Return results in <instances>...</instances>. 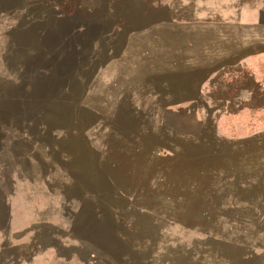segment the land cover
<instances>
[{
	"label": "rangeland",
	"instance_id": "rangeland-1",
	"mask_svg": "<svg viewBox=\"0 0 264 264\" xmlns=\"http://www.w3.org/2000/svg\"><path fill=\"white\" fill-rule=\"evenodd\" d=\"M263 203L264 0H0V264H264Z\"/></svg>",
	"mask_w": 264,
	"mask_h": 264
},
{
	"label": "trees",
	"instance_id": "trees-1",
	"mask_svg": "<svg viewBox=\"0 0 264 264\" xmlns=\"http://www.w3.org/2000/svg\"><path fill=\"white\" fill-rule=\"evenodd\" d=\"M200 19V18H199ZM198 20V19H197ZM201 20H203V19H200V21ZM244 58V56H243V54H238L237 56H235V58H234V60H232V61H230V62H227L226 64H224L223 66H221L220 68H214V69H210V70H208V72L207 73H205L204 74V76H205V79L202 81V83H199L198 84V86L200 85V87H203V86H206V85H209L208 84V82H209V79H210V77H211V75L213 74V73H216V72H218L221 68H226V69H231V67H233V66H235L236 64H238L239 62H241V60ZM199 90L196 92L197 94L195 95V96H193V94L192 95H190V96H187V97H182V98H180V99H174V98H169L167 101H164L165 102V105H167V106H171V105H182V104H185V103H189V102H194V101H196L197 100V98L198 97H202L203 95H201V91H200V89L201 88H198ZM114 130V129H113ZM201 143V142H200ZM197 187V186H196ZM195 189H197V188H195ZM168 201V203H169V206L171 205V204H173V205H175V208H173V209H171L172 211H177V209H179V212H180V214H179V216L180 217H183V218H185L186 219V217H188V216H186L185 214H184V212H183V210H182V208H181V206L179 207V205L176 203L177 202V200L176 199H172V197L171 198H169V200H167ZM170 210V211H171Z\"/></svg>",
	"mask_w": 264,
	"mask_h": 264
},
{
	"label": "water",
	"instance_id": "water-1",
	"mask_svg": "<svg viewBox=\"0 0 264 264\" xmlns=\"http://www.w3.org/2000/svg\"><path fill=\"white\" fill-rule=\"evenodd\" d=\"M236 204V202H235V200H229V205H231V206H234ZM257 210H258V215L260 216V217H264V203L263 204H258L257 205ZM264 219V218H263ZM261 220V222H263L264 220H262V218L260 219ZM235 228V225H230V227H229V229L232 231L233 229Z\"/></svg>",
	"mask_w": 264,
	"mask_h": 264
},
{
	"label": "bare ground",
	"instance_id": "bare-ground-1",
	"mask_svg": "<svg viewBox=\"0 0 264 264\" xmlns=\"http://www.w3.org/2000/svg\"><path fill=\"white\" fill-rule=\"evenodd\" d=\"M55 242V241H54ZM65 248V247H64Z\"/></svg>",
	"mask_w": 264,
	"mask_h": 264
}]
</instances>
